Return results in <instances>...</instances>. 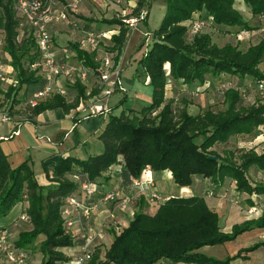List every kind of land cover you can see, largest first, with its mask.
<instances>
[{
	"label": "trees",
	"instance_id": "obj_1",
	"mask_svg": "<svg viewBox=\"0 0 264 264\" xmlns=\"http://www.w3.org/2000/svg\"><path fill=\"white\" fill-rule=\"evenodd\" d=\"M55 1L58 8L65 4V0ZM145 1L138 0L129 15L138 16ZM242 1L251 20L242 17L234 7V0H165V14L158 27L150 32L152 40L138 61L149 78L150 102L140 109L128 108L119 115H110L98 135L103 146L101 153L84 159L70 155L47 157L41 163L48 184L40 186L27 161L11 168L0 147V217L17 202L26 200L28 219L25 223L32 226L27 230L22 228L17 245L30 244L43 236L39 244L43 257L39 264L69 261L61 248L79 244L80 239L74 242L65 226L61 215L64 200L73 195L84 180L94 185L96 198L101 197L106 192L103 185L111 176L106 177L104 173L114 164L119 165L115 174L123 186L130 177H139L146 167L153 172L169 173L178 187L189 186L193 176L208 178L218 186L228 179L234 182L237 193L248 196V201H253L252 196H255L263 208L262 213L223 233L219 216L203 196H168L149 211L137 207L141 196L138 195L128 206L132 216L128 217L127 225L121 231H116L113 224L105 228L112 239L103 257L98 249L92 250L86 264H229L239 258L241 252L254 250L261 244L256 243L223 260L198 252L205 245L233 240L244 231L264 227V179L252 184L247 177L251 167L264 173V144L260 153L250 148L240 153L237 160L230 150L220 154L214 149L230 137L249 135L264 128V94L257 101L246 102L243 90L232 87L226 80H241L252 84L256 90L257 81L264 77V34L258 42L241 49L238 42L218 45L203 29L211 26L226 35L236 36L235 39H241V33L263 32L264 0ZM12 4V0H0V30L4 34V54L14 73V83L6 94L13 92V103L17 104L26 103L31 93L43 85L44 79L39 66L31 68L39 62L33 38L26 35L17 39L18 19ZM66 16L65 20L48 27L53 45L67 48L72 61L88 67L90 75L85 82L75 76L65 78L59 84L65 95L54 94L28 108L27 120L31 122L45 110L61 108L69 112L99 92L96 76L101 56L97 50L88 51L83 46L86 45L84 37L78 39V35L74 41L67 39L68 44H59L51 31L64 29L74 34L78 28L79 34H83L94 30L98 23L84 16L78 8L68 9ZM194 21L201 22L202 27L191 34ZM100 22L117 30L111 33V45L105 49L115 52V65L126 40L128 23L119 16ZM62 23H66L65 27L60 26ZM179 84L195 87L196 91L216 84L224 94L225 108L215 111L207 107L191 113L186 104L177 107L172 95L166 97V90H178ZM70 93H74L72 100L67 97Z\"/></svg>",
	"mask_w": 264,
	"mask_h": 264
},
{
	"label": "rangeland",
	"instance_id": "obj_2",
	"mask_svg": "<svg viewBox=\"0 0 264 264\" xmlns=\"http://www.w3.org/2000/svg\"><path fill=\"white\" fill-rule=\"evenodd\" d=\"M117 1L114 0L113 2L108 4L109 8H107V9L103 5H93L92 4V6L94 8L93 9L90 8V11H89L90 14L88 16L91 17L92 19H94L95 22L98 23L97 27H94L93 28L94 30H92V32H94L96 34H99L101 32L106 33V37L99 38L98 43H97L98 53L102 54L101 56H103V54L106 52L105 49H107V48L109 49V47L111 45V42L109 40V36H110L111 31H112V28L109 25H106L105 23L100 22L101 19H109V17H111V16H119L121 18L124 17V18H126V20H128L129 18L139 19L138 18L139 16L135 17L132 15H129L132 8L135 7V5H136V4H134L133 6H131L132 1L137 3L138 0H117ZM142 11L144 13L143 14L144 17L142 19H139L135 25H134L135 22L133 24H131V22H130V24H128V31H127L126 40H125L126 42H125V44H124V46H123V48L119 54L118 61L115 64L116 69L120 73L119 77H118V81H119L118 89L119 90L114 92L107 99V107L110 109V113H102V114L96 115L93 118H90L87 121H85V123H87V124L89 123L91 126H93V123H95V124L100 123L102 117H104L108 120L110 115H119V113L123 109H128V108L140 109L142 106H144L150 102V101H147L148 98L142 92V89L145 87L144 85H146V84H144V80L146 79V75H145L144 71L142 70L138 61L142 57V55L144 54V52H145L144 50L146 49L147 44L150 43L152 40L150 32L153 29L158 27L163 15L165 14V11H166L165 0H146L143 7H142ZM240 14L242 15V17L245 20H251L252 19L251 14L248 11H245V10L242 11L241 10ZM135 27H136V29H138L140 31L141 34L138 38H135L132 41V37H133L132 31L134 30ZM263 27H264V24H263ZM205 28L206 27H204L203 29H205ZM115 31H117V30H115ZM86 32H88V31H86ZM215 32H216L217 38H215V34H214ZM79 33H80L79 29L76 28L74 31V34L71 33L67 39H71L74 41L75 37H77L76 35H78V39H81V37H84V35H85L84 33L83 34H79ZM262 33L264 34V30H263V32H260V33L253 32L252 34H249L246 36L243 35L244 38L242 37L241 39L239 37H237L235 39L234 37H236V36H234V35L230 36V35H226L223 31L214 30V32L212 33L213 34L212 38L217 42L218 45H222L226 42H232L234 44L238 42L239 43L238 46L241 49H245V48H247L248 45L258 42V40L261 39V37L263 36ZM24 37H26V33H22V34L20 33V35H18L17 39L21 40ZM63 43L68 44V41L67 40L63 41L62 39H60L59 44H63ZM132 45H133V47H132ZM134 45H136V46L134 47ZM111 53L113 56L115 55V52H111ZM2 59H3L4 63L9 64V62H8V60L4 54H3ZM6 75H9V73H6ZM226 80H228L230 82L232 87L237 86L243 90L242 95H243L244 100L246 102L257 101L261 96V94L256 92V90L252 84H249L247 82L243 83V81H241V80H239L237 82L235 79L232 80L231 78H226ZM61 81H63V79H58L59 83ZM13 83H14V79L12 78L11 84H13ZM216 84H213L212 86H210L208 89H206L204 91L200 90V89H198L196 91L195 87L190 88L188 85L180 84V87H178V90H175L172 92V97H173V100L175 102V105L177 107H179V106H184L186 104L187 109L191 112L194 111L193 113L198 111V108L192 107V105H194V103H200L202 105L200 107H203L202 109H205L207 107L212 108L215 111L224 109L225 108V104L223 102L224 101V94L221 93L217 89ZM70 94L67 95L68 99L71 98V97H69ZM192 109H193V111H192ZM12 111L13 110H11V113H12ZM27 111H28V107H27L26 103H24L23 101L19 102L18 112L24 117V115H25L24 113H27ZM47 111H51L54 118L51 119L50 121H45L46 124H44L43 130H41V132H40L41 135H37L38 141H41L42 138L46 136V134L48 135L50 133L52 127L55 124H58L61 127L60 131L66 132L67 138L72 140L73 142L75 140H77V133L81 134L80 139L82 141H84L83 139L85 137L89 136L88 132L81 130L79 127L77 128V131H75V130L74 131H68V128H67L68 119L65 120V123H66L65 127L60 122L61 119L63 118V113H65L62 109H54V110H47ZM2 113L10 115V108L9 109L5 108V110H3ZM1 120H3V119L1 118V115H0V121ZM6 120H8V119H6ZM33 121H34V119H33ZM62 122H64V120ZM55 136H56V134H54V137ZM263 144H264V128L262 130H255L254 132H252L249 135H240V136L230 137L226 143H220V144L214 146V149L217 152H219L220 154H223L225 150H230L234 153L235 159L237 160V157L240 153H242V152H244L250 148H253L257 153H260ZM33 164H34V167L31 163L29 165L33 170L34 176H35L38 184L40 186H46L48 181H47V178L45 176L42 163L38 162V163H33ZM113 169H115V171L119 170V165L114 164L112 167V170L109 171L108 175L114 176L115 172L113 173ZM197 177H199L197 179H203L200 176H197ZM263 177H264V174L261 173L259 176V179L263 180ZM250 180H252V178H250ZM254 180L257 181L258 178L254 179ZM113 182H115V181H113ZM165 186L166 187L164 189H162V192H166L167 194H169V193L174 194V195L195 194V195L204 196V199L208 204H210V201H212V199H210L206 193V190H209V186H208L207 182L195 180L194 177L192 178L191 184L187 187H178L172 180L169 183V186L167 183H165ZM105 188H108L106 190H109L111 188L110 184L108 185V183H107L105 185ZM178 192H180V193H178ZM148 195H149V193L147 191L146 194L141 195V198L144 197L147 200H149ZM25 210H26V208L23 211H21V214L19 215V219L18 218L16 219L17 215L19 214V209L12 210V208L5 216L0 217V218L8 219V224H12L11 225L12 227L10 229L9 228L6 229L8 232V238H10L11 240L12 239H18V236H19L18 225H22L24 223L23 220L20 219V216L25 215ZM100 210H101L100 205H98L97 211L92 216V221H91L90 225L93 228V231H99L100 226H102L104 223H106L105 225L110 226L109 224H107V222H108V220H111V217L109 216L110 212H111V207L107 208V210H108L107 215L105 217H103L102 221L99 224L100 226L98 225L97 227H95V224H93V220H94L95 216L100 212ZM125 212L126 211H121L120 209H114V211H113L114 217L117 220V224L115 226L116 231H121L122 228L127 225L128 217H131L130 215H128V213L126 214ZM248 220H250V219H248ZM25 224H26V227L24 228V230L30 229L32 226L29 223H25ZM69 233L71 234L74 242H75V240L80 239V238H78V235L76 234V232L74 230L69 231ZM108 234H109V231H106L105 227H104L103 231H102L103 236H97L96 240L94 241V243L92 245L93 251L96 249H98L100 251V257L101 258L103 257V253H104L105 248H107L109 246V243L112 239V236H109ZM42 239H43V236H41V235L38 236L34 241H32L29 244L30 247H27V248H31L29 253L32 256H33L32 251L34 253H37L38 251H40L39 244H40V241ZM78 245L73 244L71 247L73 250H76L75 246H78ZM205 246H207L208 249L203 251L204 254H206V256H210L216 260H223L228 255L225 251L223 243H217V244L205 245ZM27 248H23V250L26 252ZM64 248H69V247H64ZM1 264H12V263L4 260L1 262ZM64 264H72V260H70Z\"/></svg>",
	"mask_w": 264,
	"mask_h": 264
},
{
	"label": "crops",
	"instance_id": "obj_3",
	"mask_svg": "<svg viewBox=\"0 0 264 264\" xmlns=\"http://www.w3.org/2000/svg\"><path fill=\"white\" fill-rule=\"evenodd\" d=\"M113 1L114 0H82L78 6V9L84 16L89 17L88 15L90 14L89 13L90 8L91 9L94 8L92 4L93 5H103L107 9L109 8L108 4H110ZM134 4L136 3L132 1L131 6H133ZM234 7L238 11L245 10V4L243 3L242 0H234ZM65 24L66 23H62L60 26L65 27ZM213 28L214 27L208 26L204 30L210 33L211 37H213L212 33L214 32V30H216L215 28L214 29ZM51 31H52V34H54V36L58 38V40L62 39L63 41L67 40L68 36L71 34L70 32H67L64 29L61 31L59 30L58 31L51 30ZM114 31L115 30H112L111 33H113ZM253 32L249 34H252ZM83 33L85 34V31ZM256 33H259V31ZM132 34H133V37H132V41H133L135 38H138L141 33L135 27L134 30L132 31ZM214 34H215V38H217L216 32ZM242 34H240V36H243ZM249 34H245V36ZM83 46L87 48V45H83ZM135 46L136 45H134V47ZM97 53H98V49H97ZM8 73L9 75H5L3 79L0 80V115H1V118L3 115L2 111L5 110V108H8V109L10 108V115L8 114V120L0 121V139H1L0 147H1L2 152L6 155L8 163L11 168L17 167L24 161H27L29 164L31 163L34 167L33 163L42 162V160L46 159L47 157L51 155H61V156L70 155L76 158L84 159L90 155H94V154H98L102 152L103 146L100 140L98 139V135L101 132L107 119L102 117L100 123L98 124L93 123V126H91L89 123L88 124L85 123V121H87L90 118H93L94 116H88L87 118H85L84 115L86 111L82 110V108H79V106L75 109L70 110L69 112L63 113V118L61 119L60 122L65 127V124H66L65 120L68 119L67 121L68 131H74V130L77 131V128L79 127L81 130L88 132L89 136L85 137L83 139L84 141L80 139L81 138L80 133L79 134L77 133V140H75L74 142L68 139L66 132L60 131L61 127L58 124H55L52 127L50 133L48 135L46 134V136L43 137L41 141H38L37 135H41L40 132L41 130H43L44 124H46L45 121H50L51 119L54 118L53 114L51 113V111L45 110L32 118V120L34 119L35 123L27 120L28 111L27 113H24L25 115L23 117L18 112L19 103L17 104L13 103L14 93L12 92L10 93V95L6 94V92L8 91V87L11 85L12 78L14 79L13 71L12 72L8 71ZM60 79H63L64 81L65 78H60ZM63 81H61L60 83H62ZM89 81H91V79H89ZM144 86L145 87L142 89V92L148 98L147 101H150L151 87L148 84ZM178 87H180V84ZM21 91L22 90H20V92ZM171 95H172V92L168 88L166 90V97H170ZM69 97H71L69 99L72 100L74 97V93H71ZM200 106H202L200 103L192 105V107L198 108V110L203 108ZM56 109H61V108H56ZM11 110H13L12 113H11ZM63 120L64 122H62ZM13 132H16V134L15 133L13 134ZM54 134H56L55 137H54ZM112 167L110 168L109 171L112 170ZM115 169H113V173L115 172ZM109 171L104 173L106 174V177ZM151 172H152V176L154 180L153 181L154 186L147 187V191L154 192L159 197L167 198L168 196L174 195V194H170V193L167 194L166 192H162V189L166 187L165 183H167L169 186V183L172 180L171 175L167 172H153V171ZM261 173H262L261 171H258L255 168H252V167L249 168L247 172L248 174L247 177L250 183L254 184L257 181L261 182V180L259 179V176ZM193 177L195 178V180L207 182L209 186V190H206V193L209 196V198L212 199V201H210V204H208L207 202L206 203L219 216V226L223 233H229L231 231L232 226L235 224H240L243 221L248 220V219H256L261 215L262 209H263V208H260L261 205L256 204L254 206V203L252 200L251 201L247 200L248 199L247 195L237 193L234 189V182L228 179H225L222 182V184L218 186V185L211 183L210 179L208 178L197 179L199 177L197 176H193ZM250 178H252V180H250ZM256 178H258L257 181L254 180ZM107 183L108 185L110 184V187H111L110 189L123 186L121 184V179L117 174H114V176L111 175L109 177V180L103 185L104 189H108V188H105V185ZM179 195H183V194H179ZM188 195H191V194H188ZM184 196H186V194ZM140 199H141V196L139 198V201L137 202V207L141 206L142 208L147 209L149 211H152L155 209L157 205V201H151L150 199L147 200L146 198H144L143 201H140ZM25 201L26 200L23 199L22 201L17 202L12 207V210L19 209V214L17 215L16 219L17 218L19 219V215L21 214V211H23L27 207V202ZM98 205H100L101 210L95 216L93 220V224H95V227H97L102 221L103 217L107 215V211H108L107 208L111 207V205L103 204V203H99ZM253 206L257 208L256 212L248 213L247 210ZM125 213L127 214L128 212H125ZM11 225L12 224H8V219L0 218V230L7 229V228L10 229L12 227ZM25 227H26L25 222L22 225H18L19 232L22 231V228H25ZM263 234H264V228H254V229L247 230V231L240 233L233 240L223 242L225 251L228 254L227 256H230V257L236 255L237 252L240 250L242 251L243 249L248 248L256 243H261L254 250H251L248 252H241L240 257L231 261L229 264H264V238L262 237ZM7 241L10 243L12 247H15V248L23 249V248L30 247L29 244L18 246L17 239L11 240L10 238H8V236H7ZM75 247H76L75 248L76 250H73L72 247L71 248L69 247L70 249L61 248L64 254L67 257H69V261L73 260V257L79 251L78 246H75ZM207 249H208L207 246H203L198 250V252H201L204 254L203 251ZM30 250L31 248L26 249L27 256H28V264H39L42 261L43 254L40 251H38L37 253H34L32 251L33 253V256H32L29 253Z\"/></svg>",
	"mask_w": 264,
	"mask_h": 264
},
{
	"label": "built area",
	"instance_id": "obj_4",
	"mask_svg": "<svg viewBox=\"0 0 264 264\" xmlns=\"http://www.w3.org/2000/svg\"><path fill=\"white\" fill-rule=\"evenodd\" d=\"M81 1L65 0V4L61 8H58L55 0H12V5L18 19L17 29L19 35L20 33H26L27 36L33 38L35 43L39 62L32 65L31 68L34 69L39 66L44 79L43 85L35 89L26 102L28 108L34 107L39 101L49 98L54 94L65 95V90L59 85L58 79L75 76L80 81L85 82L90 75L88 67L72 61L71 52L67 48L53 45L52 37L48 30L50 24L65 20L67 18V10L77 9ZM143 14L141 10L138 18L142 19L144 17ZM139 19L129 18L126 22L128 24L135 22V25ZM208 19L211 20V17ZM201 27V22L194 21L191 27V34L197 33ZM102 37H106V33L85 32L84 41L89 51H96L98 49V39ZM4 44V34L0 30V80L3 79L8 71H13V68L9 67L10 65L8 66V64L3 62ZM99 64L100 70L96 76L99 92L79 105V108L86 111L85 118L109 113L110 109L107 107V99L116 90H119V71L114 65L112 53L105 52L101 56ZM148 82L149 78L146 76L144 84H148ZM256 90L261 95L264 94V77L257 81ZM2 119H8V115L3 113ZM14 133L16 134V132ZM153 181L152 172L146 167L142 170L139 177H130L125 186L106 190L101 197L97 198L92 183L86 180L80 182L76 192L64 200L61 209V215L65 221L67 230H74L78 238H80L79 251L73 257L72 264H86L90 260L94 241L97 236H103V228L108 227L104 223L100 226L99 231H93L90 225L92 216L97 211L98 204L111 205L109 215L111 220H108L107 224L116 225L117 220L114 217V209L126 211L128 215L132 216V211L128 210L129 204L136 196L146 194L147 187L154 186ZM148 193L149 199L157 201V203L167 199L166 197H159L154 192ZM252 199L254 206L259 204L255 196H252ZM254 206L249 208L247 212L255 213L257 208ZM260 208L262 207L260 206ZM20 219L25 222L28 216L21 215ZM7 236L6 229L0 230V263L5 260L12 264H28L27 253L21 248L12 247L7 241ZM262 237L264 238V234Z\"/></svg>",
	"mask_w": 264,
	"mask_h": 264
},
{
	"label": "water",
	"instance_id": "obj_5",
	"mask_svg": "<svg viewBox=\"0 0 264 264\" xmlns=\"http://www.w3.org/2000/svg\"><path fill=\"white\" fill-rule=\"evenodd\" d=\"M213 158H215V157H213Z\"/></svg>",
	"mask_w": 264,
	"mask_h": 264
}]
</instances>
